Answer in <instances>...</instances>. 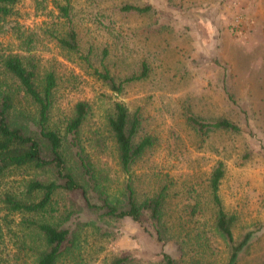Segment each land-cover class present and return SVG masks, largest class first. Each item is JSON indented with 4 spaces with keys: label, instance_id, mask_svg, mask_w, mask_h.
Masks as SVG:
<instances>
[{
    "label": "rangeland",
    "instance_id": "1",
    "mask_svg": "<svg viewBox=\"0 0 264 264\" xmlns=\"http://www.w3.org/2000/svg\"><path fill=\"white\" fill-rule=\"evenodd\" d=\"M64 1L19 0L13 16L0 23V56L34 58L40 88L48 74L54 75L51 124L61 128L76 104L89 105L82 140L90 145L87 151L94 161L109 172L113 192L127 177L119 169L105 133L106 117L116 101L124 102L130 113L139 110V134L156 142L134 168L141 175L138 187L145 190L159 175H168L176 180L188 178L190 186L197 188L203 184L199 180H205L222 161L225 174L219 193L223 209L236 217L233 237L238 242L246 232H255L236 264H264V7L262 14L258 11L264 0L102 1L101 10L109 11L111 21L96 19L95 0H71L80 37L76 53L60 48L55 39L67 30L56 6ZM124 3L150 6L151 10L124 18L116 10ZM14 25L33 37L29 50L10 30ZM103 48L108 50L103 64L116 81L139 76L141 62L147 66L146 77L126 85L122 94L110 91L95 74ZM22 107L27 105L21 103L18 110ZM186 115L207 121L226 118L240 132H217L202 138L184 125ZM94 139H104L102 152H96ZM38 176L31 167L0 175V200L4 193L24 197L26 184ZM67 205L66 198H60L52 205L49 218L57 219ZM32 217L12 213L0 201V264H35L41 240L23 223ZM97 226L98 232L90 231L76 261L70 264H108L113 253L123 251L148 261L162 251L180 264L225 261L223 244L210 232L204 233L210 246L197 244L196 228L184 243L173 240L162 245L146 222L124 217ZM195 226L198 231L203 229ZM192 227L194 224L189 225ZM212 249L216 255H211Z\"/></svg>",
    "mask_w": 264,
    "mask_h": 264
},
{
    "label": "trees",
    "instance_id": "2",
    "mask_svg": "<svg viewBox=\"0 0 264 264\" xmlns=\"http://www.w3.org/2000/svg\"><path fill=\"white\" fill-rule=\"evenodd\" d=\"M18 1L0 0V23L13 16ZM102 1L106 0H95V17L111 21L109 11L101 10ZM56 6L67 30L55 39L60 48L76 53L80 37L73 21L75 15L71 0ZM116 10L128 18L127 15L132 12L145 14L151 8L124 3ZM10 30L21 41L22 47L29 50L33 37L25 36L18 25L10 27ZM105 48L99 56L101 66L95 74L110 91L122 94L126 85L146 77L147 66L141 62L139 76L116 81L103 64L108 56ZM37 69L31 56H0V175L22 167H31L39 172L38 177L26 184L24 197L4 193L0 201L12 213L35 216L23 219V223L31 227L41 240L35 264L75 262L80 246L89 238L90 231L98 232V222L108 223L111 219L121 220L124 217L138 223L146 222L162 245L173 240L184 243L191 230L196 228L194 237L197 244L210 246V238L204 234L210 232L223 244L226 253L223 264H236L255 232H246L238 242L233 237L236 217L223 209L219 193L225 174L222 161L214 165L205 180H199L203 184L197 188L190 186L188 178L176 180L168 175H159L145 190L138 187L141 175L136 174L134 168L141 165L156 142L148 135L139 134L142 124L139 110L130 113L124 102L116 101L106 117L105 133L116 153L117 165L127 177L113 192L109 172L94 161L87 151L90 145L82 140V130L91 110L89 105L85 102L76 104L61 128H56L51 124L56 80L50 73L44 85L38 87ZM21 103L27 107L18 110ZM184 125L202 138L217 132L233 135L240 132L239 127L226 118L207 121L195 115H186ZM103 140L94 139L95 145L91 143L98 148L96 152L103 151ZM63 197L68 202L67 209L60 210L57 219L51 220L52 205ZM190 224H194L191 229ZM196 224L203 229L198 231ZM1 239L0 224V243ZM211 255H216L215 249L211 250ZM149 263L180 264L178 259L163 251L150 261L125 251L113 253L108 258V264Z\"/></svg>",
    "mask_w": 264,
    "mask_h": 264
},
{
    "label": "crops",
    "instance_id": "3",
    "mask_svg": "<svg viewBox=\"0 0 264 264\" xmlns=\"http://www.w3.org/2000/svg\"><path fill=\"white\" fill-rule=\"evenodd\" d=\"M263 7H264V4H263V5H261V6H260V10H258V11H260V12H261V14H262V11H263Z\"/></svg>",
    "mask_w": 264,
    "mask_h": 264
}]
</instances>
